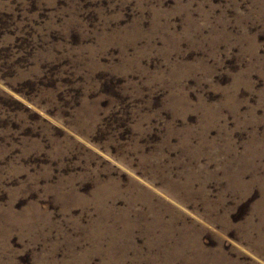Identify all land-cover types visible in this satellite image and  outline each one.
<instances>
[{
    "label": "rangeland",
    "instance_id": "obj_1",
    "mask_svg": "<svg viewBox=\"0 0 264 264\" xmlns=\"http://www.w3.org/2000/svg\"><path fill=\"white\" fill-rule=\"evenodd\" d=\"M0 264H264V0H0Z\"/></svg>",
    "mask_w": 264,
    "mask_h": 264
}]
</instances>
